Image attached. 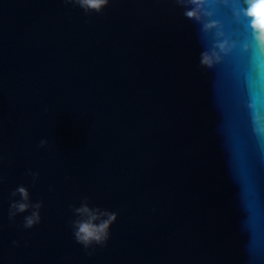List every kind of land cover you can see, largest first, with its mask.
I'll return each instance as SVG.
<instances>
[{
  "label": "water",
  "instance_id": "1",
  "mask_svg": "<svg viewBox=\"0 0 264 264\" xmlns=\"http://www.w3.org/2000/svg\"><path fill=\"white\" fill-rule=\"evenodd\" d=\"M193 7L0 0V264H249L241 174L264 264V55L246 0ZM108 214L104 245L77 241Z\"/></svg>",
  "mask_w": 264,
  "mask_h": 264
},
{
  "label": "clouds",
  "instance_id": "2",
  "mask_svg": "<svg viewBox=\"0 0 264 264\" xmlns=\"http://www.w3.org/2000/svg\"><path fill=\"white\" fill-rule=\"evenodd\" d=\"M81 7L86 10L101 11L107 6L108 0H78ZM191 4L194 6L193 10L188 11L185 15L190 19H201L202 6L206 3V0H190ZM246 9L244 15L250 21V27L252 29L253 35L256 42L259 45V51L261 55H264V0H246ZM215 27L214 24L209 23L206 25L207 29ZM223 48V45H220ZM220 59L218 53L205 51L201 56V64L205 67L211 68ZM258 69L253 65L252 80L250 86L253 89V100L250 105L252 109V119L254 124V131L258 136H264V114H262L257 108V103L255 101L254 87H255V77L258 76ZM239 182L242 185V199L244 202V207L248 213V218L246 220V229L250 234V240L247 245V253L249 257V264H258L261 258V250L258 241L255 239V229H256V218H255V208H254V196L255 192L251 184L247 179L241 174L239 177ZM19 192L27 199V192L24 188H20ZM19 211L23 212L28 207L27 204L20 203L15 205ZM79 211L84 213H89V209L84 207ZM39 214L33 213L32 216L26 218V226L31 227L35 223L39 222ZM96 217L93 215L92 220ZM117 219L115 214H108V219L104 220L99 225L94 224L90 221L81 222L79 224V230L76 233V239L79 243L83 244L85 247L96 243L99 245H104L110 237V228L113 222Z\"/></svg>",
  "mask_w": 264,
  "mask_h": 264
}]
</instances>
